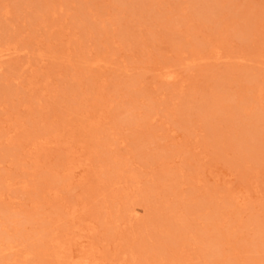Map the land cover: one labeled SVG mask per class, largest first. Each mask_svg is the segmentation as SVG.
<instances>
[{"label":"rangeland","instance_id":"rangeland-1","mask_svg":"<svg viewBox=\"0 0 264 264\" xmlns=\"http://www.w3.org/2000/svg\"><path fill=\"white\" fill-rule=\"evenodd\" d=\"M0 264H264V0H0Z\"/></svg>","mask_w":264,"mask_h":264}]
</instances>
